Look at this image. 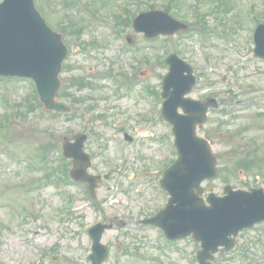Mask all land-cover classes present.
<instances>
[{
  "label": "rangeland",
  "instance_id": "obj_1",
  "mask_svg": "<svg viewBox=\"0 0 264 264\" xmlns=\"http://www.w3.org/2000/svg\"><path fill=\"white\" fill-rule=\"evenodd\" d=\"M34 1L68 47L60 78L63 89L72 92V111L69 116L42 107L31 111L38 107L32 85L0 79V98L8 99L7 105L0 99V264H91L87 229L112 216L126 221L124 226L112 221L113 228L103 232L101 242L110 254L102 264H198L199 244L190 237L165 247L160 230L140 223L166 203L167 193L156 184L158 168L176 157L169 125L156 112L159 103L153 112L147 95L152 87L160 91L167 72L159 56L174 50L189 61L197 78L189 96H214L220 103L197 128L217 156L218 175L203 186L216 194L226 183L264 189V61L253 55L254 22L246 18L253 1L251 12L264 19V0H220L219 19L211 0H179L178 18L189 29L165 43L163 37L146 39L122 27L133 33L130 50L113 31L123 0ZM130 2L127 9L136 14L149 4L161 9L168 0ZM202 13L205 18L198 21ZM151 100L158 102L155 96ZM14 101L24 107L23 117L2 118ZM145 116L151 118L144 121ZM123 130L142 143L124 142ZM77 131L88 134L87 171L110 172L95 203L85 184L56 179L65 165L71 167L61 154V139ZM50 170L55 173L47 180ZM211 264H264V224L241 231L235 250L218 252Z\"/></svg>",
  "mask_w": 264,
  "mask_h": 264
},
{
  "label": "water",
  "instance_id": "obj_2",
  "mask_svg": "<svg viewBox=\"0 0 264 264\" xmlns=\"http://www.w3.org/2000/svg\"><path fill=\"white\" fill-rule=\"evenodd\" d=\"M134 26L148 36L171 34L182 27L160 11L139 15L134 19ZM255 41V52L264 55V26L258 27ZM66 51L61 36L52 32L34 9L33 0H4L0 4V74L31 76L45 108L58 112L69 111L67 104L55 100L59 88L57 75ZM168 62L170 72L164 78L162 93L167 99L162 113L173 124L178 158L163 172L160 180L171 193V198L166 208L147 221L161 226L172 239L192 234L194 240L201 241L202 249L197 254L200 264H208L207 259L218 246L232 249L239 230L264 219V193L261 189L233 191L226 186L224 197L209 194L210 206L204 204L199 197L202 194L199 183L215 176V157L206 140L194 134L196 124L205 118L203 106L199 111L198 103L183 98L194 82L190 69L174 56ZM178 106L183 107L188 115H177ZM82 141L83 138L79 137L74 145L79 152ZM63 148L65 155H75L73 144L66 139ZM84 168L83 165L81 169H73L70 174L78 180H88L93 186L95 180L85 175ZM104 228L105 225L97 224L89 230L95 251L91 258L93 261L97 259L94 263H99L106 253L99 244ZM230 235L233 238H228Z\"/></svg>",
  "mask_w": 264,
  "mask_h": 264
}]
</instances>
